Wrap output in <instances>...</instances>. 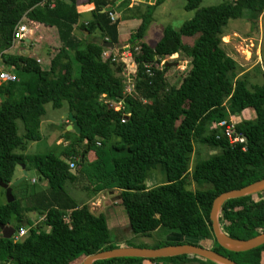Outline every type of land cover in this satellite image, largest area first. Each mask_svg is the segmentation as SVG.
Instances as JSON below:
<instances>
[{
	"label": "trees",
	"instance_id": "trees-1",
	"mask_svg": "<svg viewBox=\"0 0 264 264\" xmlns=\"http://www.w3.org/2000/svg\"><path fill=\"white\" fill-rule=\"evenodd\" d=\"M94 4L90 18L77 26L76 0H0V60L11 69L16 81L0 84V182L10 183L16 165L33 169L44 188L26 191L0 204V224L14 230L31 224V213L43 215L47 231L30 227L18 241L0 234V264H80L90 254L116 247L103 214L78 205L63 188L84 180L96 194L117 189L119 204L130 231L144 237L167 229L179 240H161L152 245L198 244L210 240V249L237 264H264V243L241 252L226 250L215 242L208 213L219 193L240 188L264 177V72L262 83L247 85V74L223 49L221 36L231 19L245 18L256 27L264 12V0H232L198 8L200 0H182L184 10H194L178 29L166 25L153 46L138 41L130 49L135 67V96H123L122 80L113 73L112 62L102 59L106 49L90 34L117 44V24L101 5L114 0H89ZM122 0L119 6H127ZM164 0L144 5L143 11L127 9L139 24L129 41L140 40L153 9ZM112 12V11H111ZM34 27H54L59 45L47 64L41 66L31 55L10 53L11 33L21 17ZM246 16V17H243ZM79 27L78 36L74 29ZM82 31L88 35L82 37ZM183 37L193 38L190 44ZM189 58L179 81L169 84L167 64L155 65L174 54ZM48 55V53H47ZM149 67L150 74L145 72ZM118 66L115 70H118ZM186 69V70H185ZM17 72L29 74L20 77ZM124 99L123 111L108 108L99 99ZM66 106L79 132L56 154H25L26 142L40 139L39 125L44 105ZM250 109L234 129L245 137L230 144L213 121L237 116ZM129 115L122 119V113ZM67 119V117H65ZM16 120L22 134L16 133ZM193 141L218 149L189 168ZM98 142V143H97ZM91 151L93 158L88 160ZM75 158V171L68 160ZM159 168L164 181L146 188L150 169ZM83 178V179H82ZM193 182L197 187L186 188ZM3 190V189H2ZM263 192V191H262ZM262 192L227 199L220 205V229L236 239H247L264 231ZM125 246L146 247L145 244ZM143 258L117 257L94 260L92 264H140ZM155 264H216L195 255L147 259Z\"/></svg>",
	"mask_w": 264,
	"mask_h": 264
},
{
	"label": "rangeland",
	"instance_id": "rangeland-1",
	"mask_svg": "<svg viewBox=\"0 0 264 264\" xmlns=\"http://www.w3.org/2000/svg\"><path fill=\"white\" fill-rule=\"evenodd\" d=\"M232 0H200L198 4V8L206 7L210 5H215L221 2H230ZM194 10H184L183 9V1L182 0H164L160 3L153 11V19L149 23L150 32L155 31V37H158L161 34L162 28L166 25L172 27L173 29H178L179 26L185 21L191 18L193 15ZM246 17V16H243ZM23 18V17H21ZM27 20V19H26ZM28 21V20H27ZM32 30V35H30V41L28 44L24 45L21 43L15 44L13 47H9L8 51H12L14 53L23 54L22 48L28 50L24 54L31 55L35 59L37 58L39 65L43 66L46 62L49 61L52 54L56 51L55 48V37L51 34V38L47 37L44 38L40 34V29L42 27H34V25H28ZM53 28V27H50ZM54 37V38H53ZM160 38V36L154 40L152 37L149 38L146 44L153 46L154 43ZM193 38L183 37L182 40L186 44H190ZM46 41V42H45ZM47 41L49 42L48 44ZM222 47L225 52L238 63L241 72H245L247 74V85L248 87L251 85H259L262 83V75L261 71L264 72V12L262 11L260 15H258L256 20V27H251V22L245 18H238V19H231L229 20L226 25L224 26L223 35L221 36ZM116 45H114L113 49H110L109 52L112 53L116 61L112 62L111 68L113 69V73L116 76L120 77L122 80V87L126 86L130 89V94L135 96V88H134V79L135 74L132 76L131 69L134 70V67L131 68L130 66L123 65L120 60L118 59L121 57V54H118L121 50L116 49ZM49 50L48 55L46 54L47 50ZM20 50V51H19ZM127 50V49H126ZM122 50V51H126ZM129 51V49H128ZM127 63L131 62L126 59ZM163 64H167V70L164 74L165 80L172 84L174 82L179 81V79L184 75V72L180 71L178 66L185 67L188 66L189 58L186 57L183 53H174L162 60ZM0 63L1 60H0ZM178 63V65L176 64ZM1 65V64H0ZM118 66V70H115V67ZM186 66V67H187ZM186 70V69H185ZM20 77L29 78V74L17 72ZM45 114L41 118V123L39 125V132H40V139L37 141H28L26 142L25 149L23 153L33 155V154H48L53 153L56 154L59 152L62 146L68 144L70 141L76 138V133L73 130H66L67 125L70 122H67L64 116V112L66 111V106L62 105L59 109H52L50 104L47 103L44 105ZM246 115V112L243 113ZM250 117H253L252 113H249ZM232 116V115H231ZM240 119H242V114L237 115ZM235 122L239 121L240 119L234 118ZM16 133L18 135L22 134V124L19 120H16ZM193 151L190 156V163L189 168H191L192 164L205 159L207 156L213 153H218V149L214 147H210L199 143L197 141H193ZM88 160L93 158V153L89 151L86 155ZM71 172L75 171V168H70ZM23 172L25 175L22 177ZM145 178V184L147 188H153L156 185L161 184L164 181V174L159 168L150 169ZM21 179L17 187L14 189V194L17 197H20L26 191L30 192L32 190L42 189L44 188L45 183L43 180L38 179V173L33 170L29 169L24 171L21 169L19 165H16L14 168V172L12 175V181ZM83 179V178H82ZM11 181V182H12ZM10 182V183H11ZM197 186L190 182L186 188L191 190L195 189ZM63 188L68 192L74 201L80 205L85 204L90 208L94 214L98 213L102 210L105 213L107 210L106 208H102L104 206V200L107 202L115 201L118 198V190H104L100 191L96 194H93L90 189V185H88L84 180H79L73 184L66 181L63 184ZM264 197V191L262 192ZM89 196L91 197L90 201ZM253 199H256L257 196L255 194L252 195ZM5 201V196L2 188L0 187V204ZM92 202V204H91ZM101 205V206H100ZM109 210H113V212L117 215L119 213L120 219H125L127 221L126 216L123 212V209L119 203L111 204ZM43 215H37L31 213V219H35V224L32 226L36 227V225L43 221ZM39 229L47 231L48 227L43 224L38 225ZM110 238L114 240V232L110 226ZM121 236L123 234L120 232ZM177 235L175 232L169 231L167 229H162L160 231L153 232L151 236L146 237L142 240V242L146 244H154L158 241L165 239L166 237H172L173 235ZM140 236L136 235L135 238H132L129 243L136 244ZM157 239H154L156 238ZM203 241V242H202ZM198 243L205 245L206 247H210V240H199Z\"/></svg>",
	"mask_w": 264,
	"mask_h": 264
},
{
	"label": "water",
	"instance_id": "water-1",
	"mask_svg": "<svg viewBox=\"0 0 264 264\" xmlns=\"http://www.w3.org/2000/svg\"><path fill=\"white\" fill-rule=\"evenodd\" d=\"M121 0H116L120 2ZM140 2H149L152 3L153 0H136ZM68 2V1H67ZM104 11L111 10V6L103 7ZM96 42L102 44L104 47L112 49L113 44L110 41L97 38ZM168 67V65H167ZM65 116L69 120V125L67 129L73 130L76 134L79 132V127L77 126L73 116L70 112H67ZM21 169L23 165H20ZM25 175L23 172L22 177ZM12 181L11 183H2L0 182V187L3 189L5 201L11 202L13 197L11 195L12 188L17 185L21 179ZM264 191V177L257 179L251 183H248L240 188L230 189L224 192L217 194L211 201L210 209L208 213V218L210 220V227L212 236L218 246L234 252L246 251L252 248H255L264 243V231L258 233L255 236H252L247 239H236L228 236L224 233L218 223V212L220 205L227 199L242 197L246 195H253L259 192ZM13 228L7 225L0 224V234L1 237L9 239ZM195 255L207 260H210L216 264H237L236 262L230 260L229 258L213 251L210 247H205L201 244H170L163 245L159 247H138V246H116L111 249L98 251L93 254L85 256L80 264H92L94 260L107 259V258H117V257H139L143 259L149 258H165L177 255Z\"/></svg>",
	"mask_w": 264,
	"mask_h": 264
},
{
	"label": "crops",
	"instance_id": "crops-1",
	"mask_svg": "<svg viewBox=\"0 0 264 264\" xmlns=\"http://www.w3.org/2000/svg\"><path fill=\"white\" fill-rule=\"evenodd\" d=\"M66 1L69 2V0H66ZM120 2H116V0H114L110 4L101 5V11H104L102 9V6L103 7L111 6V10L104 11V12H109L108 15H109V18L111 20L120 19L118 24H117V40L118 41H117V44H116V46H117L116 49H118V50H126L127 49L126 51H128V49H130L134 44H136V43L138 44V41H140V42L142 41V42L147 43V41H149L150 37H152V39L154 38V40H155L161 35L160 34L158 37H155V35H154L155 31H152V32L149 31L150 27H151V26L149 27V25H150L149 23L153 19V12H152L151 20L147 24L145 30L143 31L142 38L140 40H134L133 43H130L129 38H130L131 34L134 32V30L137 28L140 20L137 19V18H131L129 12L127 11V9H129V8L133 9L134 8L133 10L135 11L136 10L135 8L137 7L138 10L143 11V9L145 8L144 5L152 4L154 2V0H153L152 3L140 2V1H136V0H129L127 6H119L118 7V4ZM93 9H94V4L91 1L89 2V0H76V12L79 14V18H78V21H77V26L82 24V23H85L90 18V12ZM154 9H153V11H154ZM40 27H42V29H40L41 36L44 37V38H47V37L51 38L50 36L52 34L55 37V43H54L55 48L58 47L59 41H58V37H57V34H56V29L54 27L50 28V27L43 26V25H40ZM78 31H79V27H76L74 29V33H76L77 36H78ZM86 35H88V33L86 31H82V37H84ZM90 37H92V38L94 37V40L97 39V38H101V39L107 40L106 37H104V38L100 37L98 32L90 34ZM46 40H48V38ZM48 41L45 44H48L49 43ZM113 48H114V45L112 46V49ZM22 50L23 51L21 53H25L26 51H28V50H26L24 48H22ZM46 50H47L46 52L48 53L49 50L48 49H46ZM10 53H14V52L10 51ZM47 63L48 62H46V64ZM244 112H246V115L243 114ZM64 113L66 114L67 112H64ZM249 113H251L250 109H244L243 111H241L240 114H242V118H243V117H249L250 116ZM65 114H64V116H65ZM65 127H66V130H67V126H65ZM144 184H145V182H144ZM145 186H146V184H145ZM113 190H116V189H113ZM109 191H112V190H109ZM90 198L91 197L89 196V199H88L89 201L91 200ZM113 202L114 203H112L111 201L107 202V200H104V202H103L104 206L102 208H106L108 210L109 207L111 206V204L115 205V204L119 203V199L117 198ZM88 203H90V202H88ZM88 203H87V206H88ZM91 204H92V202H91ZM88 209L90 210L89 207H88ZM107 210L105 211V213L102 212V210L99 211L98 213H101V214L104 215L107 228H108V226H110L111 229L113 230V232H114V240L117 242L116 245L117 246H125L126 243H129L130 240L132 238H135L136 235H134L130 231V229L128 227V224H127V221H125V219H120L119 213H117V215H116L113 212V210H109V211H107ZM91 212L94 213L93 211H91ZM98 213H96V214H98ZM109 229L110 228H108V230ZM120 232L123 234V236H121ZM139 236L140 237L138 239H135L137 241V243L134 244V245L145 244V245H147L146 247H152V245L155 244V243L154 244H146V243L142 242V240L145 239L146 237L141 236V235H139ZM154 239H157V237L154 238ZM179 239H181V237H178L175 234L172 237H169V238L166 237L165 238V240H179ZM204 241H206V240H204ZM201 245H203V244H201ZM203 246H205V245H203ZM140 264H155V263L151 262V261H149L147 259H144V260L141 261ZM194 264H196V263H194Z\"/></svg>",
	"mask_w": 264,
	"mask_h": 264
},
{
	"label": "built area",
	"instance_id": "built-area-1",
	"mask_svg": "<svg viewBox=\"0 0 264 264\" xmlns=\"http://www.w3.org/2000/svg\"><path fill=\"white\" fill-rule=\"evenodd\" d=\"M28 25H29V23L24 16H23V18H21L20 20H18L16 22V24L13 27V31L11 33V47H13L17 43H21L24 45L29 43L30 38H31L30 35L32 34L31 33L32 30ZM118 54H121L120 55L121 57H119L118 59L120 60V62L123 65L130 66L131 68L134 67L133 61L127 63V60H126L127 58H128V60H130V58H131L130 51H122L121 50ZM101 58L106 59V60L109 59V61H111V62L116 61L115 56L109 52V49H105L101 52ZM131 60H132V58H131ZM35 61L39 62V60L37 58L35 59ZM0 64H1L0 65V84L3 82L6 83V82L16 81L17 77L12 72V70L11 69H9V70L5 69L3 67V64L2 63H0ZM162 65H163V62L160 61L155 66L161 67ZM177 65H178V63H177ZM178 68L180 69V71H183L185 67L178 66ZM130 72H132L133 73L132 76H134L135 67H134V70L131 69ZM145 72L147 74L151 73L149 70V67L145 66ZM122 91H123V96L130 94L129 93L130 89L127 88L126 86L123 87ZM99 99L102 100L103 102H105L107 104L108 108H111V109L116 110V111H123V109L125 107V102H124L123 97L116 100V99L106 98L105 94H100ZM128 115H129L128 113L123 112L122 113L123 117H122L121 121H124ZM234 118L240 119L238 116L229 115L227 119H220V120H216V121L211 122L210 128L218 130L220 135L224 136L230 144L235 145L237 143H240L242 145L241 149H244L245 137L240 132L235 131L234 125L236 122L234 121L235 120ZM74 160H75V158L68 160L69 169L74 168V166H75ZM35 221H36L35 219H31V224L24 225V226H21L20 228H18L16 230H13L9 239H11V241H13V242L20 240L22 237L27 235L28 229L35 224Z\"/></svg>",
	"mask_w": 264,
	"mask_h": 264
},
{
	"label": "clouds",
	"instance_id": "clouds-1",
	"mask_svg": "<svg viewBox=\"0 0 264 264\" xmlns=\"http://www.w3.org/2000/svg\"><path fill=\"white\" fill-rule=\"evenodd\" d=\"M106 49H109V48H106ZM110 50V49H109ZM177 64V63H176ZM134 65V64H133ZM68 122H69V120H68V118L66 119Z\"/></svg>",
	"mask_w": 264,
	"mask_h": 264
}]
</instances>
